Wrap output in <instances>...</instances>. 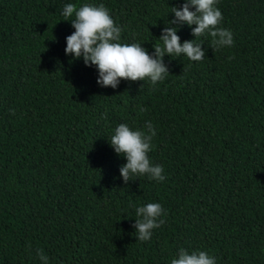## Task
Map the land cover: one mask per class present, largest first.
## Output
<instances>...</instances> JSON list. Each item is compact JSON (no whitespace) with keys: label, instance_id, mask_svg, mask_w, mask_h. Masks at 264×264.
I'll list each match as a JSON object with an SVG mask.
<instances>
[{"label":"trees","instance_id":"1","mask_svg":"<svg viewBox=\"0 0 264 264\" xmlns=\"http://www.w3.org/2000/svg\"><path fill=\"white\" fill-rule=\"evenodd\" d=\"M67 3L103 4L120 42L149 54L166 26L196 39L195 25L169 23L185 0H0V264H43L37 250L48 264H171L181 248L264 264V0H218L232 47L214 51L205 34L201 61L166 54L163 81L115 89L65 54ZM146 121L165 179L125 184L110 138ZM148 203L167 215L139 241Z\"/></svg>","mask_w":264,"mask_h":264},{"label":"clouds","instance_id":"2","mask_svg":"<svg viewBox=\"0 0 264 264\" xmlns=\"http://www.w3.org/2000/svg\"><path fill=\"white\" fill-rule=\"evenodd\" d=\"M218 0H185L180 8L173 7L175 19L171 24L186 23L192 28V35L199 38L205 34L211 37L210 47L215 51L234 45L230 30L219 27L223 19L216 7ZM194 8L195 10H190ZM61 15L70 20L75 31L66 37L65 54L74 59H83L86 66H95L98 71L97 84L101 87L117 88L121 80L150 81L153 85L163 81L169 74L163 58L167 54L178 57L181 54L191 61L199 62L205 57L202 44L194 41L180 42L174 27H165L159 40L162 44L153 45L154 52H149L139 43H121L122 28L118 26L109 10L103 5L84 4L77 8L73 3L64 5ZM74 19H69L73 17ZM232 59V57H229ZM140 111H145L140 108ZM156 131L150 121L145 122V130H133L126 124H119L110 138V145L115 153L126 158L121 166L120 175L125 184L134 176L147 175L150 179L163 181V167L154 165L148 156L152 149V139ZM131 206V205H130ZM163 212L159 203H148L136 207L135 236L139 241L151 239L152 230L160 228L165 220L160 219ZM38 258L48 264V257L43 250H37ZM171 264H216V259L204 251L179 249Z\"/></svg>","mask_w":264,"mask_h":264}]
</instances>
